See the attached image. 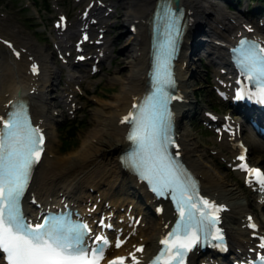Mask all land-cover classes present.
I'll list each match as a JSON object with an SVG mask.
<instances>
[{
    "label": "snow or ice",
    "instance_id": "6c2138e0",
    "mask_svg": "<svg viewBox=\"0 0 264 264\" xmlns=\"http://www.w3.org/2000/svg\"><path fill=\"white\" fill-rule=\"evenodd\" d=\"M157 15L165 24L166 40L156 57L153 91L143 98L142 104L133 105L135 111L121 120L131 126L127 139L134 145L123 163L147 182L156 196L170 198L177 213L174 227L159 241L162 247L151 264H185L188 252L199 244L215 240L214 247L222 246L224 237L216 226L218 213L223 209L200 196L196 181L169 152L174 141L168 105L179 97L169 95L168 88L175 86L171 60L182 34V13L171 7V0H161ZM231 51L240 76L256 89L250 91L242 86L235 99H255L264 104V47L240 39ZM32 71H37L35 65ZM43 145L44 136L32 125L24 105L15 107L6 117L0 116V253L5 264H100L110 241L96 235L92 237L93 245H87L91 229L87 224L73 221L71 213L42 214L36 223L23 214L21 201L32 170L44 152ZM237 159L241 161L237 167L248 174L246 182L258 184L264 191V171L249 167L243 155ZM249 227L255 229L256 225ZM259 240L258 247L264 250V236ZM124 242L117 238L115 247L119 249ZM143 251L141 245L129 253L131 264H140L136 253ZM127 259L117 256L108 264H125ZM257 259L259 264H264V254H258Z\"/></svg>",
    "mask_w": 264,
    "mask_h": 264
},
{
    "label": "bare ground",
    "instance_id": "6f19581e",
    "mask_svg": "<svg viewBox=\"0 0 264 264\" xmlns=\"http://www.w3.org/2000/svg\"><path fill=\"white\" fill-rule=\"evenodd\" d=\"M125 7L124 18L121 19L120 26L124 23L134 24L136 26L135 33L125 38L119 33L114 40L108 39L110 46L114 41L125 43V61L126 75L116 74L117 71H111V75L107 78L110 84L117 85L118 92L105 96L106 99H96V105L91 109L92 117L88 120L87 128L80 136L79 146L68 150L65 154L59 155L56 149L51 148L54 153L52 158H46L45 164L35 173V186L33 191L38 196H52L53 198L69 197L76 204H79L84 196H91L87 187H98L105 190L103 196H108V189L117 193L124 194L126 200H132V208L136 210V214L142 213L145 219L151 212L152 203L151 196L145 191L143 185L138 184L134 177L127 171L122 169L118 160L119 154L128 147L124 139L125 127L120 125V117H123L133 98L139 95L146 88V79H143L147 72L149 40L146 31V25L142 23L147 15L154 9V0H121ZM220 0H174V5L180 4L185 7L186 13L194 19L196 27L202 28L200 32L209 38L205 41V54L208 62L212 64H221L214 70V75H219V68L223 67L225 62L223 50L214 44L215 40L229 38L232 32L236 31L239 26L232 16H229L221 7L216 5ZM215 3V4H214ZM226 3V2H225ZM212 5L219 9H213ZM205 20H210L208 24ZM232 20V21H231ZM234 20V21H233ZM205 22V23H204ZM212 23L217 24L213 26ZM221 25V26H220ZM218 26L221 29H218ZM205 28V29H204ZM209 30L210 33L209 34ZM191 32L188 33L185 40H190ZM210 35H216L211 37ZM5 36V35H4ZM13 36V35H12ZM6 37V36H5ZM8 38V37H6ZM19 43L15 42V46L24 47L28 52H32L34 59L38 60L41 65V76L37 81L30 82L26 55L22 54L17 61L10 57L14 63L1 64L0 66V115L3 113L4 104L15 97L29 96L33 103V111L36 122L44 128L47 135L46 144L50 148V144L57 138L56 122L60 116L53 114V104L50 93L47 89L57 81V68L50 62V57L42 46L35 47L28 37H16ZM10 39V38H8ZM12 41V39H10ZM198 38L194 43L198 44ZM13 42V41H12ZM17 47V46H16ZM14 49V48H13ZM16 50V49H15ZM192 48L185 43L180 48V58L177 64V78L179 81L178 89L183 93L184 101L175 105L178 114V133L182 146L183 158L189 167L199 176L204 194L222 202L227 206H231L230 211L226 214L224 222L228 228L230 236H234L236 232L243 231L237 214L245 210V206L240 198V190L237 184L228 183L225 178L209 164L210 161L204 156V151L199 147L193 135L188 132L183 120L186 118L195 101L192 93L188 88V82L192 76L196 75L195 62L193 58H189ZM121 54L117 52L114 60L119 59ZM6 59V57H5ZM9 59V58H7ZM7 61V60H6ZM8 67L6 77H4V69ZM122 73V72H121ZM195 80V79H194ZM36 88L34 95H29L31 88ZM51 100H50V99ZM194 115V113H193ZM243 138L248 144V149L253 153L257 149H261L259 140L248 130H244ZM226 150L231 151L229 143L223 144ZM220 145L213 146L211 149L216 150L218 157L224 156L220 150ZM232 155L229 156V158ZM228 160V159H227ZM258 160L253 157V162ZM132 190H130V189ZM123 190L125 193H122ZM129 190V193L127 194ZM95 200V197L92 198ZM244 199V198H243ZM84 201L83 203H85ZM152 220H145V227L137 226V234H140L145 244L144 250L148 252L158 237L161 230V220L167 218V211L163 216L151 213Z\"/></svg>",
    "mask_w": 264,
    "mask_h": 264
},
{
    "label": "rangeland",
    "instance_id": "374dc122",
    "mask_svg": "<svg viewBox=\"0 0 264 264\" xmlns=\"http://www.w3.org/2000/svg\"><path fill=\"white\" fill-rule=\"evenodd\" d=\"M28 1L30 0H0V17H2V19L5 20V21L0 20V34L2 36L5 35L6 37L12 39L13 42H17V43H19V41L15 38V36L22 38L28 37L31 40V42L35 44L34 45L35 47L42 46L45 52L49 54L48 37H50L51 34L48 24L46 23L48 18V13L44 12L45 11L44 4L49 0H35L33 2L31 0L30 2H32V4L30 6H26ZM63 3L64 6L68 8L70 7V4L67 1H64ZM114 3H115V14L113 15V21L115 23V26L112 32L110 33V37L113 38L117 36L119 33L123 32L125 39H127L128 35L125 32L126 31L125 26L123 27L120 26L121 19L124 18V12H125L124 4L122 3L121 0H115ZM224 3L225 2L223 0H220L216 5L220 4L218 6L224 9L223 7ZM212 8L219 9L216 8V6L214 5H212ZM226 9L230 10L227 7L225 8V10ZM205 22L209 24L210 20L208 21L205 20ZM123 39L121 41L116 40V44L114 48L115 53L119 52L121 54V57H119V59L114 60L113 63L111 62L106 63L102 71H100V73L91 80L92 82L90 81L91 82L90 86H88V88L91 89L90 93L88 92V95L82 98L84 103V108L78 113L77 116L78 121L80 120V125L79 124L77 125L76 142L75 145L70 149L79 146V141L81 138L80 136L87 128L88 120H90L92 117L91 109L96 105L94 100L106 99L105 96L118 92L119 90L118 86L117 85L112 86V84H110V82L107 81V78L111 75L112 70L113 72L116 70L117 71L116 74H124V76L126 75L125 61L127 59V56L125 54V43H123L124 42ZM5 57H6V51H4L0 46V66L1 64L5 63ZM191 58H193L195 62V66H196L195 70L197 74L192 76L190 79V83L188 82L187 84L189 85L188 88L190 89V93L193 92L191 95L193 100L195 101V104L190 114L186 118H184L183 122L188 132H190L193 135L199 147L204 151L205 154L204 157L210 161L209 164L218 172L219 175L223 176L228 183L237 184L238 186L239 185L238 179L235 176L231 175L230 173H227L223 169L221 162H219L213 156H211V158L209 157L210 153L208 152V149H211V147H213L214 145L215 146L218 145L215 144L213 140V136L198 124L195 117V113L199 109V107H208V106L211 107L215 106L212 108L218 113H222L224 111V106L216 99V97L214 96L213 92L209 87V83L207 81L208 80L207 75L210 74L209 72L210 69L206 68L208 69V71L205 72L203 67L201 68L199 67L198 61H196L197 52H194L191 55ZM50 61L54 64V60L51 56H50ZM56 68L58 70L57 73L59 74L58 77L62 76L63 72L60 71L58 67ZM52 95H54L53 90H52ZM196 95L198 96L196 97ZM64 123L65 121L62 118H60L58 119L56 125L54 126L62 127ZM56 131H57V138L55 139V142L51 144L53 148L57 147L58 146L57 143L59 142V133H60L59 129ZM260 146L261 149H257L253 153L251 152L250 157L252 160L253 157H257L258 160H256L255 163L264 167V146L261 144ZM66 152L62 153L60 150H57V153L59 155L65 154ZM239 190L240 193L243 192L245 194L243 195V197L248 196L247 195L248 193L241 190L240 187ZM122 193H125V191L123 190ZM119 195L124 196V194L121 193H119ZM242 202L245 203V199H242Z\"/></svg>",
    "mask_w": 264,
    "mask_h": 264
},
{
    "label": "trees",
    "instance_id": "16d2710c",
    "mask_svg": "<svg viewBox=\"0 0 264 264\" xmlns=\"http://www.w3.org/2000/svg\"><path fill=\"white\" fill-rule=\"evenodd\" d=\"M199 89V88H198ZM80 125V123H79ZM77 126L71 127L67 132L65 133V137L63 139L62 145L67 148L69 145L74 146L76 142V135H77Z\"/></svg>",
    "mask_w": 264,
    "mask_h": 264
}]
</instances>
